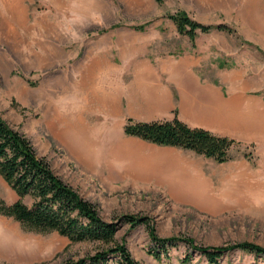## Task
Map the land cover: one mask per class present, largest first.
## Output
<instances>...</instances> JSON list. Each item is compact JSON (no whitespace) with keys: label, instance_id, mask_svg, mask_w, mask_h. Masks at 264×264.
Listing matches in <instances>:
<instances>
[{"label":"rangeland","instance_id":"1","mask_svg":"<svg viewBox=\"0 0 264 264\" xmlns=\"http://www.w3.org/2000/svg\"><path fill=\"white\" fill-rule=\"evenodd\" d=\"M175 12L203 25H224L232 33L198 34L191 45L166 19ZM138 26L143 30L133 29ZM97 53L113 59L186 57L201 80L225 84L224 107L241 117L246 113L234 100L226 104L235 94L232 81L259 79L262 87L255 95L264 101V0H0V120L22 135L54 175L91 203L103 220L145 218L158 238L178 239L167 259L154 261L146 254L152 245L144 226L121 224L115 242L124 243L135 261L206 264L182 242L187 239L203 248L249 243L264 249V146L243 143L206 123L212 134L239 143L229 152L233 164L203 162L199 177L195 171L183 174L186 189H178L171 173L158 186L105 183L47 132L51 108L63 99L58 79L83 55ZM0 200L5 205L16 200L1 179ZM105 248L26 231L0 216V264H63ZM217 263L264 264V257L232 250Z\"/></svg>","mask_w":264,"mask_h":264},{"label":"crops","instance_id":"2","mask_svg":"<svg viewBox=\"0 0 264 264\" xmlns=\"http://www.w3.org/2000/svg\"><path fill=\"white\" fill-rule=\"evenodd\" d=\"M261 87L259 79L232 81L235 94L226 104L234 100L242 107L246 114L238 117L224 107L225 84L201 80L195 63L186 57L119 55L113 59L108 53L86 54L58 79L62 103L53 105V115L45 123L68 154L105 183L158 186L171 173L177 188L186 189L183 174L195 171L199 177V165L214 162L190 151L125 136V120L150 123L175 117L211 134L204 125L215 123L218 131L237 135L232 137L236 140L264 146V101L255 95Z\"/></svg>","mask_w":264,"mask_h":264},{"label":"trees","instance_id":"3","mask_svg":"<svg viewBox=\"0 0 264 264\" xmlns=\"http://www.w3.org/2000/svg\"><path fill=\"white\" fill-rule=\"evenodd\" d=\"M160 2V0H153ZM176 33L185 37L192 45L198 34L211 31L231 34L224 25H203L183 12L166 16ZM144 27H134L142 31ZM123 134L160 146L190 151L197 156L210 159L216 164L231 160L229 152L239 143L210 132L190 128L175 117L170 121L137 123L126 119ZM0 179L16 197L5 205L0 200V216L9 218L26 231L55 233L70 243L96 242L106 246L93 255L63 264H139L127 251L124 243H116L114 235L121 224L134 228L144 226L149 243L146 254L154 261L160 256L168 258V251L175 247V237L158 238L145 218L120 216L113 221L103 220L96 208L82 199L51 171L48 164L38 158L29 142L0 120ZM29 200V204L25 203ZM197 251L206 264H218L217 259L232 250L261 255L264 249L249 243L232 244L225 247H196L191 240H182Z\"/></svg>","mask_w":264,"mask_h":264}]
</instances>
